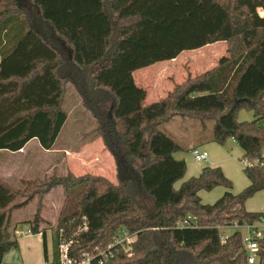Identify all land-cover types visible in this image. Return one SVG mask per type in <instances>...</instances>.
Segmentation results:
<instances>
[{
	"label": "trees",
	"instance_id": "trees-1",
	"mask_svg": "<svg viewBox=\"0 0 264 264\" xmlns=\"http://www.w3.org/2000/svg\"><path fill=\"white\" fill-rule=\"evenodd\" d=\"M224 42L228 59L176 85L167 96L133 108V73L175 60L184 51ZM78 94L95 122V136L113 158L116 184L71 174L0 179V264L18 242L11 212L38 199L30 221L37 233L41 199L61 186L69 205L58 227L87 231L69 256L104 250L120 229L135 234L130 251L112 249L104 264H248L242 234L221 240L232 223L264 222L245 202L264 190V0H0V153H15L31 140L51 150L67 120L66 86ZM252 121L239 122V110ZM211 122L210 142L230 138L242 152L248 185L232 192L219 167H204L183 180L182 147L161 126L173 118ZM223 187L213 203L198 193ZM187 217L196 227L178 229ZM256 262L264 264V231ZM56 255V247L53 252Z\"/></svg>",
	"mask_w": 264,
	"mask_h": 264
},
{
	"label": "rangeland",
	"instance_id": "rangeland-1",
	"mask_svg": "<svg viewBox=\"0 0 264 264\" xmlns=\"http://www.w3.org/2000/svg\"><path fill=\"white\" fill-rule=\"evenodd\" d=\"M208 46V48L182 52L175 59V63L165 65L161 68L165 71H170V73L165 74L160 80L167 85L178 84L181 83V81L183 82L186 79H192L203 74L228 59L227 47L224 42ZM212 57H216V59L213 60ZM224 58H226V60ZM136 103L137 101L133 98L132 106L134 107ZM62 109L67 115V120L53 146L52 156L54 171L52 174L45 177L58 179L68 174L76 178L84 175H91L103 177L115 185L114 162H112L108 152L102 148L99 138H96L94 119L82 106L78 94L70 84L66 86ZM236 119L239 122H248L252 121L254 118L250 111L242 109L237 112ZM211 127V122L200 123L193 119L176 117L170 122L163 124L161 130L171 136L182 147L180 151L173 154V157L175 160L185 163V179L193 175L197 176L204 167H219L222 172L226 173V177L231 181L232 192L238 193L242 190L243 184L247 181L242 171L244 165H247V163L242 161V152L232 139H226L221 145L211 143L209 141ZM193 148H199L201 151H205L208 155L207 161L200 164L195 163L190 153ZM83 151L90 156L80 159L79 155ZM211 163H215L216 165L212 166ZM42 177V174L39 173L35 179L41 180ZM13 185L20 187L17 183ZM224 191L223 187H216L211 191H200L198 196L202 203L211 204L216 201ZM44 197L40 202L39 216L43 214L47 219V225L42 221L39 223L37 230L40 229V227L41 230H50L52 240V234L56 231V226L60 220V213L69 203L65 200L64 190L61 186L54 187L45 201L43 200ZM34 199H36L37 202L35 201L32 205L26 207V209L22 211L23 214L30 217L34 216L36 205L38 204V199ZM263 202L255 199L248 207L246 206V209L260 208ZM234 224L235 223H232L229 227L221 228L223 237L237 231L234 228ZM17 226V229H21L23 226L25 227V225L22 226L21 224ZM239 231L241 234L245 235L244 230ZM48 244L50 245L49 238Z\"/></svg>",
	"mask_w": 264,
	"mask_h": 264
},
{
	"label": "crops",
	"instance_id": "crops-1",
	"mask_svg": "<svg viewBox=\"0 0 264 264\" xmlns=\"http://www.w3.org/2000/svg\"><path fill=\"white\" fill-rule=\"evenodd\" d=\"M208 47L209 46L203 48H208ZM212 58L213 60L216 59V57H212ZM224 59L226 60V58ZM173 63H175V60L169 62L156 63L149 67L137 70L133 73V80L135 84V92L133 94V97H135L137 93L138 95H140V93L141 94L143 93V98H139L140 96H138L137 103L133 108H137L138 106L145 107L165 98L167 94L170 93L176 85L180 84L178 83L173 85H167L162 80H160L165 74L170 73V71H165L161 68H163V66L165 65H171ZM99 140L100 143L102 144L101 139ZM102 148L104 149L103 144H102ZM52 153H53V148L51 150L45 151L41 149V147L39 146L36 140L29 141L23 147V149L15 153L2 151L0 153V179L3 182L16 187L15 185H13L14 183H17L20 186L22 181L35 179L37 174L39 173L42 174L43 177L48 176L49 174H52V172L54 171V161H53ZM88 156L90 155H87L85 151L81 152L79 155L80 159ZM109 156L113 162V159L110 154ZM211 165L213 166L216 164L211 163ZM113 167L115 171L114 163H113ZM223 173L226 176V173L225 172ZM186 179L183 178V180ZM247 185H248V181H246L245 184H243L242 190ZM51 191H49L46 194V196L43 199L44 201L51 193ZM255 199L263 202L264 190L256 193L253 197H251L245 202V210L247 212L260 213L264 215V202L262 203V206L260 208L257 209L247 208L248 210L246 209V206L248 207V205H250V203H252V201H254ZM35 201L36 199H33L29 203V205H32ZM24 209H26V207L11 212L10 228L13 229L14 235L18 242V249L11 250L7 254H5L1 264H44L47 259L54 256L53 254L55 249V244L53 240L54 233L52 234V240H51L50 230H44V229L41 230L40 227V229H38L39 232L38 230L37 233L32 232L30 227V221L33 219V217L23 214L22 211H24ZM40 216L43 223L46 224L47 219L43 216V214H41ZM18 224H21L22 226L25 225V227L23 226V228L17 229ZM262 224L264 226V222ZM25 232H29V233H25ZM48 238L50 239V245L48 244Z\"/></svg>",
	"mask_w": 264,
	"mask_h": 264
},
{
	"label": "built area",
	"instance_id": "built-area-1",
	"mask_svg": "<svg viewBox=\"0 0 264 264\" xmlns=\"http://www.w3.org/2000/svg\"><path fill=\"white\" fill-rule=\"evenodd\" d=\"M191 156L194 162L204 163L207 161L208 155L205 151H201L199 148H193L191 150ZM263 222L253 223L251 225H239L234 224V228L244 230L245 235L242 234V246L244 251L247 253L248 264H254L256 262V251H257V239L262 238L264 226ZM194 219L187 217L182 221L175 224L178 229L181 228H194L196 226ZM87 223L83 220L75 228L67 224L61 225L57 230L56 236V255L47 259L44 264H104L108 260L113 258L112 249L114 248H125L128 252L130 251V245L134 242L135 234L129 233L127 230L120 229L113 241L104 250H95L90 253H85L78 258L70 257L69 252L73 244H75L79 236L87 231ZM29 233V232H25ZM221 240L224 237L221 236Z\"/></svg>",
	"mask_w": 264,
	"mask_h": 264
}]
</instances>
